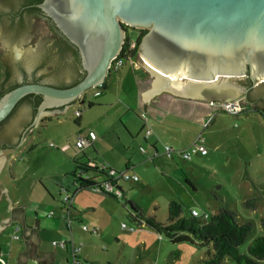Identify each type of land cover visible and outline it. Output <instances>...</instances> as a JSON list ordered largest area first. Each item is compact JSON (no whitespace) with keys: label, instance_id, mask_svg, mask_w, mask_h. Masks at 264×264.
Returning a JSON list of instances; mask_svg holds the SVG:
<instances>
[{"label":"rangeland","instance_id":"1","mask_svg":"<svg viewBox=\"0 0 264 264\" xmlns=\"http://www.w3.org/2000/svg\"><path fill=\"white\" fill-rule=\"evenodd\" d=\"M138 35V29H126V37L130 40L134 41ZM136 61L137 55L132 61H124L119 69L124 86L116 85L114 80L109 89L104 90L107 92L106 98L114 102V107L105 106L102 99L95 98L96 89L92 88L70 105L64 114L42 116L41 122L34 127L33 136L27 137V142L14 150L1 152L0 157L6 163L0 174V182L4 180V171L10 162L15 163L18 180L11 187L14 199L25 206L29 222L37 217L41 220V225L46 227L53 220L47 217L49 211L57 213L61 200L67 194L60 189V185H69L76 161L83 162L93 158L99 162L110 160L120 167L130 161L134 167L129 168L127 173L134 174L138 182H121L123 195L112 199L91 190L80 191L76 193L79 196L77 203L80 207L88 208L81 209V213L76 214L71 233L60 220L61 233L64 235L62 239L68 241L72 238L75 245H81L79 256L83 257V264H204L207 251H211L209 245L186 241L172 243L164 235H157L132 218L154 217L158 222L166 223L170 201L181 204V217L187 220L190 219L192 210L211 215L220 205L236 212L238 222H249L252 226L250 235L238 247L239 254L246 255L248 246L255 239L264 237V228L260 223L264 216L263 114L251 109L247 111L244 104H239L243 110L235 115L220 113L214 107L189 114L191 117L188 120L201 124L199 130H203L202 136L208 154L199 157L193 155L189 161H182L172 153L175 164L170 172H165L157 165L156 159L152 164L149 163L148 143L153 137L148 138L145 143L144 128H138L139 117L171 118L163 114L170 107H160L156 111L150 107L146 113L142 104L138 108L133 86L139 77L132 72V68H144ZM82 99L84 102L81 104L79 102ZM90 102L93 105L87 107ZM99 104L101 107H98ZM178 108L179 104L175 103L173 112ZM76 110L83 116L80 124L75 122ZM57 116L60 123L54 120L47 128L42 127L46 120ZM125 125L133 131L131 136ZM92 130L97 138L99 132L103 134L102 140L97 141L94 149L76 152L75 137L84 134L87 136ZM189 134V131L182 132L178 128L174 131L177 140L187 144L186 147H189L191 141L188 140ZM32 145L35 147L29 150ZM139 147L144 148L148 154H140ZM213 156H219L217 158L220 159H213ZM244 160L249 162L248 168L245 167ZM148 163L150 168L144 165ZM131 164H128L129 167ZM190 170L191 176L188 175ZM88 174L99 181L102 179V176L92 171ZM185 179L192 182L194 190ZM213 194L221 202L216 201ZM1 195L0 201L3 199ZM247 200L253 201L252 207L243 206ZM132 204L140 212H136ZM3 207L5 205L0 203V212ZM96 218L100 220L99 225L94 223ZM195 222L200 226L204 224L201 217H196ZM91 225L98 226L95 236L81 231V226L91 228ZM121 225L124 226L123 229ZM11 234V230H6L0 238L1 257L5 264H17L13 250L21 242L11 241ZM40 238L42 246L56 254L55 264H64V256L60 255L57 247L52 246V242L60 241L56 232L47 227ZM9 248L12 249V254L7 259ZM68 256V264H72L70 253ZM29 264L34 263L30 261ZM222 264L234 263L226 259Z\"/></svg>","mask_w":264,"mask_h":264},{"label":"water","instance_id":"2","mask_svg":"<svg viewBox=\"0 0 264 264\" xmlns=\"http://www.w3.org/2000/svg\"><path fill=\"white\" fill-rule=\"evenodd\" d=\"M19 3L0 0V11H12ZM36 8L77 48L85 75L68 88L22 84L11 89L0 97V123L26 95L42 97L34 128L42 116L63 114L85 92L101 86L122 48L125 27L146 31L136 63L155 81L141 96L145 105L164 91L182 99L237 105L245 80L237 77L245 76L246 69L254 85L264 82V0H42ZM7 32L4 26L0 29V62L13 77L18 69L42 77L65 74L59 73L52 37L43 23L29 18L13 39L3 38ZM208 90L216 98L206 95ZM58 107L62 111H51ZM255 108L264 113V105ZM0 193L5 195L1 186ZM6 202L10 213L0 232L8 221L19 225L24 248L17 264H50L54 257L37 250L36 230L24 224L22 206L11 209L7 196Z\"/></svg>","mask_w":264,"mask_h":264},{"label":"crops","instance_id":"3","mask_svg":"<svg viewBox=\"0 0 264 264\" xmlns=\"http://www.w3.org/2000/svg\"><path fill=\"white\" fill-rule=\"evenodd\" d=\"M0 69H1V72H0V85H1V82H2L3 77H4V67H3L2 63H0ZM132 72L139 77V78H137V81L135 80L136 84L133 86L134 97L136 99V103L138 105V108H140V105L142 104L144 106L143 110L146 113L147 109L150 108V107H153L152 108L153 111L154 110L156 111L157 109H160V107L161 108H164L166 106L170 107V108H168L167 112L163 113L164 111H162V113L164 115L167 114L168 117H171V118H168V119L165 118V117H162L161 119H148V122L144 125V123L142 122V118L143 117H139L140 118V127L138 129L139 130L142 129V128H144V130L145 129H149L151 133H150L148 138L153 137L151 142L148 143L149 148H150V155H148V156H150L148 158V160H150L149 163L152 164L151 162L152 161L154 162V159H156L157 165L160 167L161 170H163L165 172H170L171 171L172 166H174V164H175V162L173 161L174 158H173L172 155L170 157H166L164 154H162L163 146H168V147H170V148H172L173 150H176V151L188 148V146L186 147L187 144H185L184 142H182L180 140L179 141L177 140V137L174 135L175 128H178L182 132H186V131L190 132V134H189L190 137L188 138V140H191L190 141V145L194 141V139L198 135H200L202 137V140H203V145L202 146L206 150L205 140H204V138L202 136L203 130L202 131L199 130L201 124L199 122H196L195 120H188V117H191V116H188V115L189 114H193L195 111L206 110L207 107H211L209 105L210 101H197V100H191V99H182V98L176 97V96L171 95V94H169V93L164 91V92L157 93L156 97L151 99L145 105L143 100L141 99V96L144 95L146 92H149L151 90V86H152L153 82L155 81V78H154V76L151 77L146 69L140 70V69L132 68ZM119 73H120L119 69L117 71H115V72L110 71L107 74V76H106V78L104 80L105 84H106V88H104V89L101 88L100 89L101 95L99 96V98L103 100L105 106H108V107H114L115 106L114 102H111L109 99L106 98L107 97L106 96L107 95L106 91L111 86V83L114 82V80H115V84L116 85L117 84L118 85H122V86L125 85L124 81H123V75H121ZM114 76H116V77H114ZM104 90H106V91H104ZM83 102H84V100L82 99L79 103L82 104ZM175 103L179 104V108L177 109V111L173 112L174 111L173 107H174ZM90 104L93 105L91 102H90ZM245 106H246V110L247 111H248V109H251V111L261 112L262 114H264L261 110L255 108V107H251V106H248V105H245ZM98 107H101L100 104L98 105ZM62 109L59 110V111H62ZM125 109L128 110V107H126ZM220 113H222V112H220ZM59 115H61V114H59ZM57 118H58V116L56 118H51L50 120H46V122L43 124L42 127L43 128L44 127L47 128L48 125L50 123H52L54 120H57L56 123H60ZM81 120H83V116H82V114L80 112L79 116L76 117L75 122L80 124ZM125 126H126V129H127V132L129 133V136H131V133H133V131H131V129L127 125H125ZM90 133L94 134V136H95V140L92 143V145H90L89 147L83 148L81 151L76 150V152L78 151V153H81V152L83 153L85 150H88L90 148L94 149L95 146H96L97 141L100 142V140H102L101 138H102L103 134H101L100 132L98 133V138L95 135L93 130ZM32 136H33V134L31 135V137ZM81 136L86 137L85 134L81 135ZM148 138L145 140L144 137H143V141L145 143H147ZM75 140H76V137H75ZM74 145H75V142H74ZM211 146L216 148L215 145L212 144V143H211ZM154 151H156L158 153V155L155 156V157H153V152ZM146 153H147V151L145 152V154ZM207 154L208 153L206 151V154H204V155H201L199 153L194 154V155L199 157V156H206ZM175 157L177 158L178 156H175ZM217 157H219V156H213L212 158L215 159ZM13 158H15V157H13ZM217 159H220V158H217ZM2 160L3 161L1 163V168L4 167L5 159H2ZM89 163H92L96 168H97V166H104L105 168H108V169H112V170H116V171H122V172L124 171L126 173H127L129 168H133L134 167L133 164H131L130 161L129 162L127 161L126 164H124V165H122V167H120V165H118L116 163H113V161L107 160V161H104V162H102V161L99 162L95 158H93L91 160L86 159V161H83V162L78 160V161L75 162L74 165H77V164L88 165ZM129 163L131 164L130 167L128 165ZM149 163L148 164H144V165H146L147 168H150V164ZM243 163L245 164L246 168L249 167L248 166L249 165L248 161L244 160ZM7 173H8V175H7ZM73 173H74V171H73ZM0 174H1V171H0ZM96 174L99 175V176H102L101 181L106 180L105 174H103V173L100 174V172H98ZM4 175H5L4 176V180L0 182V186L2 188H4L5 195L8 197L9 207L12 209V208H14L16 206H22L24 224L26 226H33L35 228V230H36V237L38 238L37 250L39 252H41V253L51 254L54 257V260L52 262H50V264H55V262L57 261L56 254L54 253L53 250L46 249V248H44L42 246V240L40 238V235L42 233H44L46 228L48 227V228H52L53 231L56 232V236L58 238H60L59 242H68L69 240L65 241V240L62 239V238H64V235L61 233L62 230H61L60 220L62 221V223H64V226H65L66 230H68L71 233L72 232V224H73V221H75L76 214H80L81 213L80 212L81 209L88 208V207H80V205L77 203L78 202L77 199H78L79 196L76 195V193L74 195H72V198H71V201H70V219L72 220L71 224H70V229L67 228L66 220L63 218L65 216V210H64L62 204H61V207L57 210V213H54L53 210L49 211L47 217L49 219L51 218L53 220H51V222H50V224L48 226H46V227L42 226L41 225V220H38L37 217H34V219L29 222L27 220V212H26L25 206H23L22 203L18 202L16 199H14L13 191L11 189L12 184H14V182L18 180V175H16V165H15V163L12 164L10 162V164L7 166V169L4 171ZM188 175L189 176L192 175V170H190L188 172ZM86 176L89 177V179L96 178L93 175H89L88 172L86 173ZM57 181H58V179H57ZM71 181H72V176H71V179L69 181V185H67V186L60 185L61 186L60 189L62 190L63 188H65L68 191H72L73 192V190L75 188L71 185ZM101 181H99L97 178L95 179V182H97V183L101 182ZM185 182L188 185H190L191 188L194 190L193 185L191 184L192 182L190 183L188 181V179H185ZM117 189L123 195V187L121 186V184H119L117 186ZM83 191H85V190H83ZM77 193H79V192H77ZM0 194H2V193H0ZM2 195H4V194H2ZM5 195H4L3 199L0 201V203H3L5 205V208L3 207L4 209L1 208L0 224H3L8 219L9 213H10L9 208L7 206L6 196ZM214 213L212 212V214H214ZM99 221H100L99 218H96L94 223L99 225ZM16 226L18 227V232L17 233L14 231V228ZM91 227H94L96 230L98 229V226H96V225H91ZM6 230H11L12 231L11 235L15 234V235L19 236V238L17 240H11V237H10L11 241H20L21 242V244L20 245H16V247L13 250V252H14L13 255L16 256V261H17V254L24 248V241H23V236H22L20 227L15 221H8L5 224V226L3 227V229H2V231L0 233L3 235L4 232H6ZM88 235H90V234H88ZM0 238H1V236H0ZM71 240L74 243V240L72 238H71ZM0 241H1V239H0ZM0 247H1V243H0ZM11 251H12V249L9 248V251L7 252V259L11 258V254H12ZM3 253H4V251H3ZM69 253H70L69 249L66 250V251H61L60 250V255L64 256V261H63L64 264L66 262L68 263V258H69L68 255H69ZM1 254H2V250L0 248V263L1 264H5L3 257H1ZM81 259H83V257ZM29 262L30 261H25L24 264H29Z\"/></svg>","mask_w":264,"mask_h":264},{"label":"trees","instance_id":"4","mask_svg":"<svg viewBox=\"0 0 264 264\" xmlns=\"http://www.w3.org/2000/svg\"><path fill=\"white\" fill-rule=\"evenodd\" d=\"M42 0H29V5L32 7L29 9L31 12H37L38 9L35 5L39 4ZM145 30H139V35L135 39V46L133 49H129V39L125 36L124 43L122 48L117 56L118 59H122L125 62L130 61L135 58L138 52V47L141 41V38L145 35ZM84 73L79 77L72 85L73 86L77 82H79L83 77ZM7 74L4 75L3 82L0 86V97L10 91L11 89L17 87H7ZM66 87V88H68ZM101 88H106L105 81L99 86V90ZM101 95V91L99 95L95 98H98ZM42 101V97L39 95L29 94L24 96L16 105H20L21 103L29 105L33 109V114L35 113L36 108ZM90 103L87 104V107H91ZM15 107V108H16ZM11 115V114H10ZM10 115L8 117H10ZM264 116V114H263ZM8 117L6 119H8ZM2 121L4 123L6 121ZM35 146H30L29 150H32ZM191 158V157H190ZM190 160V159H189ZM97 168H89L87 165H75L74 173H72V181L71 185L75 188L72 195L80 191H88L91 187L96 185L95 179H83V176L86 175L87 172L92 171L95 173L102 171ZM63 190L67 193V189L63 188ZM213 189L210 191L212 192ZM112 197L115 199L116 197L112 194H103ZM214 199L218 202H221L220 199L214 195ZM136 212H140V210L132 204ZM243 206L246 208H250L253 206L252 200H247L243 203ZM182 210L181 204L176 201H170L167 207V218L166 223L158 222L154 217H142L138 216L132 217L148 229L156 233L157 235H164L168 238L172 243L179 242H198L201 245H209L211 247V251H207L206 260L203 261L204 264H222L226 259H230L234 264H261L264 261V237H259L255 239L247 248V254L241 255L238 252V247L243 243L245 238L250 235L252 231V226L249 222L240 223L237 220L236 212L227 209L220 205L214 214L208 215L207 220H203V225H198L195 222V218L191 217L190 219H184L181 217ZM261 226L264 228V216L260 220ZM28 251L24 253V256L27 255Z\"/></svg>","mask_w":264,"mask_h":264},{"label":"flooded vegetation","instance_id":"5","mask_svg":"<svg viewBox=\"0 0 264 264\" xmlns=\"http://www.w3.org/2000/svg\"><path fill=\"white\" fill-rule=\"evenodd\" d=\"M29 0H20L17 4L18 7L12 11H0V29L3 26L8 31L4 34L3 38L9 40L17 36L22 28H24L26 22L31 18L33 22H41L45 25L50 36L52 37V44L54 46V58L56 59V65L60 70L59 73L65 72V74H51V77H42L32 72L28 74L24 69H18L19 75L13 77V75L7 71V87L19 86L22 84H42L54 88H66L72 85L81 75L84 73L77 48L71 44L55 27L54 23L45 14L38 9L37 12H31L29 9L32 7L29 5ZM36 7V5H35ZM125 29H129L125 27ZM131 29V28H130ZM2 41L0 37V42ZM2 44V43H1ZM2 45L0 46V52L2 51ZM13 55L11 60L13 61ZM4 66V65H3ZM66 77H70L66 80ZM245 79L242 87L244 93L239 100L241 104L256 107L260 104L264 105V82L254 85L249 78V72L245 70V76L237 79ZM210 98H216L214 91H206ZM20 106H26L27 112H18ZM37 109V108H36ZM62 108H54L51 111H59ZM36 113V110H35ZM33 109L26 104L21 103L11 112L10 117L6 119L2 125H0V153L9 150H14L19 144H23L28 136H31L34 128L32 127ZM41 122V121H40ZM20 145V146H21ZM2 163V159H0ZM4 163H6L4 161ZM2 198L4 195L1 196ZM1 199V198H0Z\"/></svg>","mask_w":264,"mask_h":264},{"label":"built area","instance_id":"6","mask_svg":"<svg viewBox=\"0 0 264 264\" xmlns=\"http://www.w3.org/2000/svg\"><path fill=\"white\" fill-rule=\"evenodd\" d=\"M129 49H133L135 46V40L129 39ZM131 59L130 61H132ZM124 64V60L118 59L117 57L111 61V65L109 70L110 71H117L120 69ZM96 91L94 92V97H97L100 93L99 87L95 88ZM209 105L211 107L216 108L219 112L235 115L238 112H241L243 109L240 107L239 104L232 105L227 103H218L215 101H210ZM80 114L79 110H76L74 112V116L78 117ZM142 122L144 125L148 122V119L146 117L142 118ZM150 130L145 129L144 130V139L146 140L150 135ZM95 140V136L92 133H89L86 137H83L81 135L76 136L75 140V149L78 151H81L85 147H89L92 145V143ZM203 140L200 135H198L194 141L191 143V145L183 150H173L169 148L168 146H163L162 148V154H164L166 157H170L172 153H175L182 161H188L190 157L194 154H206V150L203 148ZM140 154H145V150L142 147H139ZM158 153L156 151L153 152V157L157 156ZM89 168H96L92 163H89L87 165ZM99 170L103 172L106 176V180L101 182H96V185L94 187H91L90 190L95 192L96 194H112L116 198L121 196V192L117 189V186L121 182H133L136 183L138 181L137 177L134 174H128L126 172L122 171H116L112 169L105 168L104 166L99 167ZM83 179L88 180L89 177L86 175L83 176ZM63 190V189H62ZM63 192H65L63 190ZM67 193V192H65ZM72 198L71 192L67 193L63 199L61 200V204L63 205V208L65 210V216L63 217L66 220L67 228L70 229L71 219H70V201ZM190 215L193 218L201 217L202 220L208 219V214L206 212L198 213L195 210L190 211ZM121 228L123 229L124 226L121 225ZM14 231L18 232V227L16 226L14 228ZM81 231L88 233L90 235L95 236L96 229L94 227L88 228L86 226H81ZM19 238L18 235H11V240H17ZM52 246L57 247L61 251H66L69 249L70 252V258L72 261V264H83L81 257L79 256L81 251V245H75L73 241L70 239L68 242H52ZM65 264H68L67 262Z\"/></svg>","mask_w":264,"mask_h":264}]
</instances>
